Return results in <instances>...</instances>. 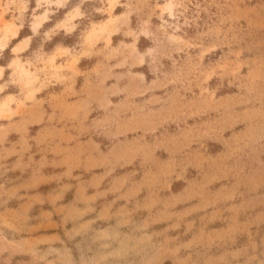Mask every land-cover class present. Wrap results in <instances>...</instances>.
Wrapping results in <instances>:
<instances>
[{
	"label": "clouds",
	"instance_id": "1",
	"mask_svg": "<svg viewBox=\"0 0 264 264\" xmlns=\"http://www.w3.org/2000/svg\"><path fill=\"white\" fill-rule=\"evenodd\" d=\"M256 31L264 0H0V264H199L204 232L181 240V222L229 198L213 188L242 153L264 185ZM54 214L69 240L111 220L99 237L117 246L73 259L33 235ZM233 256L264 264L255 245Z\"/></svg>",
	"mask_w": 264,
	"mask_h": 264
},
{
	"label": "rangeland",
	"instance_id": "2",
	"mask_svg": "<svg viewBox=\"0 0 264 264\" xmlns=\"http://www.w3.org/2000/svg\"><path fill=\"white\" fill-rule=\"evenodd\" d=\"M252 38L259 42L264 39V33L256 31ZM146 43V41H142V46ZM35 131L36 129H33V132ZM208 151L214 154L219 151V147L210 145ZM233 168L235 171L213 188L214 191H222V194L229 198L218 201L214 207L208 210L194 213L191 219H185L181 222L180 228L172 233L179 235L181 240H187L199 235L201 229L203 230L204 241L189 250L192 259L198 261L199 264H203L206 260L219 261L221 258L232 261V264H240V261L245 257H234L233 253H242L247 250L248 254H251L253 245H255L257 255L264 252V185L251 179V176L259 171L258 161H254L253 158L242 153L233 161ZM47 171H52V169ZM9 176L15 179L20 176V173H10ZM182 187V184H178L175 190L179 191ZM49 188L50 186H44L41 191L46 192ZM11 206L16 207L18 203L13 202ZM43 210L50 209L48 206L43 209L36 207L32 210L31 215L38 217ZM212 212L216 213L214 219L210 218ZM147 216L148 213L141 209L134 213L133 219L135 222H141ZM89 218L94 220L91 229L72 240L66 237L61 217L55 214L52 217L53 225L51 227L42 228L33 235L60 236L64 241L63 246L70 249L73 259L77 261L81 254L89 257L99 256L115 248L117 246L115 243H112L110 248H104L103 245L110 242L99 237V233L111 227L113 222L97 216ZM35 222L37 221H33V223ZM189 224H192L191 228ZM72 226V224H68L67 228L70 229ZM209 233L213 235V239L210 241L208 240ZM54 246L62 247L59 242ZM138 258L134 254L124 258L109 257V264H126V261ZM15 259L23 264L30 257L18 256Z\"/></svg>",
	"mask_w": 264,
	"mask_h": 264
}]
</instances>
